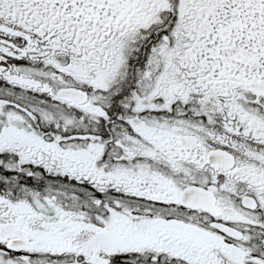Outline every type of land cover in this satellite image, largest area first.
Listing matches in <instances>:
<instances>
[{"label":"snow or ice","instance_id":"1","mask_svg":"<svg viewBox=\"0 0 264 264\" xmlns=\"http://www.w3.org/2000/svg\"><path fill=\"white\" fill-rule=\"evenodd\" d=\"M0 264H264V0H0Z\"/></svg>","mask_w":264,"mask_h":264}]
</instances>
